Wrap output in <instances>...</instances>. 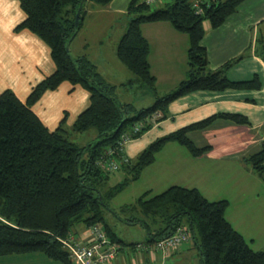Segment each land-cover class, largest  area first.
Returning <instances> with one entry per match:
<instances>
[{
    "label": "trees",
    "instance_id": "trees-1",
    "mask_svg": "<svg viewBox=\"0 0 264 264\" xmlns=\"http://www.w3.org/2000/svg\"><path fill=\"white\" fill-rule=\"evenodd\" d=\"M19 1L26 17L14 31L26 30L40 38L50 49L55 70L32 87L25 101L12 89L0 93V258L40 252L62 264H75L61 239L78 233L80 224L85 230L100 224L110 240L121 245L120 250L126 247L122 244L134 249L139 243H125L106 223L104 211L110 207L106 199L138 180L167 143L177 142L199 157L211 146L196 145L190 137L191 131L202 129L218 118L236 123L250 121L242 114L222 112L158 137L135 157L122 161L121 168L126 170L127 176L105 192L102 187L109 172L97 163L120 142L122 134L131 133L132 139L141 137L155 124L152 114L160 113L156 122L165 119L170 103L184 95L198 90L262 88L259 74L241 81L228 76V71L241 57L211 70L207 49L202 44L206 22L212 28L220 27L246 0H208L201 13L196 12L191 0H172L167 6L154 10L144 1L131 0V17L116 53L156 95L152 105L139 110L132 102H125L115 94V86L106 81L86 55L75 57L69 50L86 16L87 0ZM91 1L106 6L112 0ZM80 7V22L76 25L75 16ZM160 21L169 22L190 38L187 75L163 95L157 92V79L149 60L150 43L142 33L143 24ZM262 54L264 58V49ZM66 81L89 93L88 106L71 127L79 132L90 127L97 129L96 139L83 147L69 140L66 119L51 130L33 110L47 91L58 89ZM138 124L140 130L134 133ZM124 155H117V159ZM244 159L264 179V145ZM229 205L227 199H208L198 188L173 185L154 195L147 191L125 206L141 213L126 221L146 227L150 237L143 244L148 246L184 227L183 218L188 215L194 238L195 229L201 235V243H198L201 264H264V248L255 250L226 218Z\"/></svg>",
    "mask_w": 264,
    "mask_h": 264
},
{
    "label": "crops",
    "instance_id": "crops-1",
    "mask_svg": "<svg viewBox=\"0 0 264 264\" xmlns=\"http://www.w3.org/2000/svg\"><path fill=\"white\" fill-rule=\"evenodd\" d=\"M171 1L157 0L151 6L161 8ZM130 2L131 0H112L106 6L92 4L95 6L94 10L102 17L113 18L114 22L121 19V30L118 36L97 37L100 38L94 41L98 51V57L95 59L85 53V48L91 44V36L83 39L76 36L70 44L72 54L75 55V50L78 56L86 55L99 72L98 66L109 63L106 54L111 52L114 58L117 57V45L131 17ZM91 13L87 11L86 15ZM25 17L19 0H0V93L5 89H12L22 101L26 100L35 84L55 70L50 49L40 38L26 30L14 31ZM118 27L119 25L117 30ZM205 28L206 34L202 44L208 52L210 69L215 70L226 62L241 57L228 71V76L232 80L241 81L259 74L263 82L262 88L198 90L184 95L170 103L165 119L154 124L141 137L132 139L125 148V154L133 158L156 138L214 114L226 112L246 116L249 123H236L231 119L218 118L202 129L191 131L190 137L196 145L211 146L204 155L193 156L185 146L169 142L158 152L156 160L142 172V175L146 174V178L155 184L163 183L160 186L162 188L173 185L195 187L205 197L216 200L227 197L225 188L232 194H237L240 191L235 188L251 183L261 187L259 183L264 181L244 159L264 145V0H246L220 27L212 28L208 24ZM142 33L150 43L149 60L152 73L157 79V87L160 82H169L170 86L179 84L185 79L188 71L189 36L177 31L166 21L143 24ZM126 82L120 84L125 85ZM157 92L159 93L158 89ZM149 97L151 101L153 96L149 94ZM88 104L89 93L81 86L66 81L58 89L47 91L33 106V110L51 130L56 129L64 119L67 125L65 126L70 129ZM228 170L230 172H227ZM150 190H154V187ZM230 222L239 231L237 225L240 226V222ZM83 235L84 239L89 238L87 229ZM189 240L169 252H153L150 263L181 261L174 258V255L192 254ZM125 249L127 251H121L124 264H132L130 252ZM32 255L34 254L2 256L0 264L2 261L26 264ZM145 260L144 258L143 261ZM136 262L137 259L135 264Z\"/></svg>",
    "mask_w": 264,
    "mask_h": 264
},
{
    "label": "rangeland",
    "instance_id": "rangeland-1",
    "mask_svg": "<svg viewBox=\"0 0 264 264\" xmlns=\"http://www.w3.org/2000/svg\"><path fill=\"white\" fill-rule=\"evenodd\" d=\"M142 1V0H141ZM171 1V0H168ZM91 0H87L85 4V9L87 11H91V14L85 16L83 20L82 27L77 35V38L83 39L91 36L92 41L88 48H85V53L88 54V57L95 59L98 57L97 45L94 41L98 40V36H118L121 28L120 23L121 19H118L114 22L113 18H105L102 17L96 10H94L95 6H93ZM156 5H152V9L154 10ZM136 14H133L135 17ZM128 23V22H127ZM209 23L206 22V25ZM118 30H117V26ZM126 29V28H125ZM71 51V50H70ZM74 56L78 57V54L74 50ZM106 59L109 60V63L105 65L98 66L100 73L102 76L107 79L110 83L115 84V94L120 97V99L132 102L136 109L139 110L143 107H149L152 105L156 99V95L154 91L143 83L139 81L137 76L126 66L120 65V61L117 57H113L112 53L106 54ZM114 58V59H112ZM120 66H123L121 69ZM153 71V70H152ZM131 77L132 80H129ZM134 78V79H133ZM135 80V81H133ZM126 82L125 85H121V82ZM176 85V84H175ZM178 85V84H177ZM176 85V86H177ZM176 86H170L169 82H160L159 87H157L160 95H163ZM153 96L150 101V97ZM133 113H136L134 111ZM67 126V125H66ZM68 138L69 140L76 143L79 147L86 146L90 142L96 139L98 135V131L95 127H90L88 130L79 132L72 130L69 127L67 128ZM146 140V138H145ZM142 149V148H141ZM142 151V150H141ZM86 158V156H84ZM247 165L252 166L250 163ZM143 172V171H142ZM146 172V171H145ZM227 172H230L228 170ZM226 172V173H227ZM108 179L106 184L102 187V191L105 192L112 186H115L122 182L127 176V172L125 169L121 168L119 170H115L109 172ZM262 178V177H261ZM263 179V178H262ZM264 180V179H263ZM264 181L259 187L258 184H245L243 187L235 188V190L240 191L237 194H232L229 192L228 188L224 189V193H226V198L219 199H227L230 202L229 208L226 211V218L231 220H237L240 223V226L236 225L240 228L239 231L243 233L244 237L248 241V243L256 250H260L264 248ZM149 185V186H148ZM163 183L155 184L152 180L146 178V174L142 175L138 180H134L130 182L122 191H120L113 198L106 199L107 203L110 207L105 208L104 216L106 223L113 227L114 231L117 233L119 238L123 240L125 243H139L143 244L150 237L149 232L146 227L140 223H130L126 221V219H131L133 216H141L139 211H134L133 209H125V206L131 205L134 203L139 197H141L145 192L151 191L152 195L163 192L165 189L169 188L164 186V188L160 187ZM151 187H154V190H150ZM260 190V191H259ZM232 191V190H231ZM210 200H215V198H208ZM216 199V200H219ZM147 221L149 219L147 218ZM150 222V221H149ZM161 224V222H159ZM164 225L165 223L162 222ZM84 225H79V231L81 239H84L83 232L85 228L82 229ZM183 226L185 229L189 231V245L193 251L189 256H184L181 254L174 255V258L177 260H181L177 263L175 261H165L164 264H201L202 253L199 248L198 243H201V235L197 229L194 230L195 238L193 236V229L190 227L189 216L185 215L183 218ZM155 226L152 225L151 229L153 230ZM259 227V230L257 228ZM257 230V231H256ZM253 239V240H252ZM255 239V240H254ZM198 242H197V241ZM125 247L130 252V259L132 264H135V259H137V264H158V263H150L153 255V249H144L142 247H136L134 249L130 248V245L122 244V247ZM183 246V245H181ZM119 250L118 258L124 264L122 258V252L127 251L126 249ZM172 248L170 250H173ZM125 250V251H124ZM169 250V251H170ZM32 257L26 262V264H62L61 262L55 261L47 257L44 253L36 252L32 253ZM135 258V259H134ZM144 258L146 259L145 261ZM150 260V261H149ZM14 262H3L1 264H13ZM23 263V262H22ZM25 264V263H24Z\"/></svg>",
    "mask_w": 264,
    "mask_h": 264
},
{
    "label": "built area",
    "instance_id": "built-area-1",
    "mask_svg": "<svg viewBox=\"0 0 264 264\" xmlns=\"http://www.w3.org/2000/svg\"><path fill=\"white\" fill-rule=\"evenodd\" d=\"M157 0H144L145 3L151 5ZM196 12L203 11L204 3L208 0H191ZM160 117V113L152 114V121ZM140 125H136L133 132L140 130ZM132 140L131 133H124L120 142L110 148L98 161V165L108 172L121 169L122 161H128L125 154L127 144ZM125 154L121 159H117V155ZM89 238L81 239L77 233H71L67 237L62 238L63 245L69 250L75 264H122L118 258L121 245L112 242L100 224H95L87 229ZM189 231L184 227L179 228L172 236L151 243L150 245L138 244V247L153 249L155 251L169 252L172 248H178L184 242L189 240Z\"/></svg>",
    "mask_w": 264,
    "mask_h": 264
},
{
    "label": "water",
    "instance_id": "water-1",
    "mask_svg": "<svg viewBox=\"0 0 264 264\" xmlns=\"http://www.w3.org/2000/svg\"><path fill=\"white\" fill-rule=\"evenodd\" d=\"M81 10L82 8H78L76 16H75V24L78 25L80 22V17H81ZM68 49H69V45H67ZM70 50V49H69Z\"/></svg>",
    "mask_w": 264,
    "mask_h": 264
}]
</instances>
